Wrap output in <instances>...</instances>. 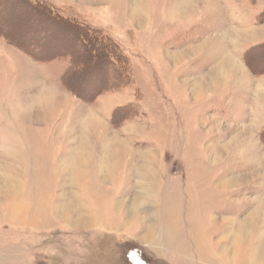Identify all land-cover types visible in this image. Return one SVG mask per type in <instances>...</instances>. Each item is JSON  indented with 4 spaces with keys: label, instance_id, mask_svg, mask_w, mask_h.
Returning a JSON list of instances; mask_svg holds the SVG:
<instances>
[{
    "label": "rangeland",
    "instance_id": "rangeland-1",
    "mask_svg": "<svg viewBox=\"0 0 264 264\" xmlns=\"http://www.w3.org/2000/svg\"><path fill=\"white\" fill-rule=\"evenodd\" d=\"M0 264H264V0H0Z\"/></svg>",
    "mask_w": 264,
    "mask_h": 264
},
{
    "label": "trees",
    "instance_id": "trees-1",
    "mask_svg": "<svg viewBox=\"0 0 264 264\" xmlns=\"http://www.w3.org/2000/svg\"><path fill=\"white\" fill-rule=\"evenodd\" d=\"M33 8H36V9H38V8H40V7H38V6H34ZM39 10H41V11H44L49 17H51V19H54L55 20V22H63V23H66L67 22V26L68 25H70V27H72V28H74L75 30H77L76 32L79 34V36H80V38H83V39H85V41L87 42V43H89L91 40H92V42H94V44H92V46H93V48H98L96 51H100L101 53L102 52H104V54L106 55V57L107 56H109V55H113V51L111 50V49H108L107 47H105L104 45H103V41L99 38V37H92V35L93 36H95V33L93 32V31H91L90 29H87V28H85L84 26H82V25H76V24H74L73 22L71 23L70 21H66V20H63V19H58L56 16H54V15H51L50 13H48L45 9H43V8H40ZM72 24V25H71ZM92 37V38H91ZM85 46V45H84ZM94 46H96V47H94ZM100 53V54H101ZM109 54V55H108ZM52 57V56H51ZM50 57V58H51ZM94 95H92V97H93Z\"/></svg>",
    "mask_w": 264,
    "mask_h": 264
},
{
    "label": "bare ground",
    "instance_id": "bare-ground-1",
    "mask_svg": "<svg viewBox=\"0 0 264 264\" xmlns=\"http://www.w3.org/2000/svg\"><path fill=\"white\" fill-rule=\"evenodd\" d=\"M100 2V1H99ZM86 145V144H85ZM84 155V154H83ZM82 154L80 155H77V157H76V160H75V158L73 159V161H70V159H63V160H61L62 161V163H61V161H59V165H60V167H65L64 169H66V168H69L70 169V167H71V169H73V166H75L74 165V160H75V164H76V170H78L77 171V173H80V169H79V166H80V164H81V161L82 162H84V160L82 159V157H86V156H83ZM111 155V154H110ZM88 157V156H87ZM72 162V163H71ZM76 162H78V163H76ZM104 163H105V161H104ZM83 165V164H82ZM94 167V166H93ZM98 167V166H97ZM96 169H98V168H96ZM67 170V169H66ZM65 172V171H64ZM98 173V172H97ZM96 174V173H95ZM224 185V184H223ZM223 188H224V186H222ZM66 206L67 207H69V205L68 204H66ZM68 209L69 208H67V209H65V210H67L68 211ZM242 234V233H241Z\"/></svg>",
    "mask_w": 264,
    "mask_h": 264
},
{
    "label": "crops",
    "instance_id": "crops-1",
    "mask_svg": "<svg viewBox=\"0 0 264 264\" xmlns=\"http://www.w3.org/2000/svg\"><path fill=\"white\" fill-rule=\"evenodd\" d=\"M72 171V170H71ZM98 171H96V173H97ZM72 173H74V170L72 171ZM81 185V184H80Z\"/></svg>",
    "mask_w": 264,
    "mask_h": 264
}]
</instances>
